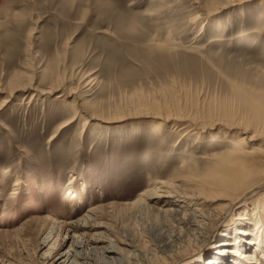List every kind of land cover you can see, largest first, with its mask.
I'll use <instances>...</instances> for the list:
<instances>
[{
	"label": "rangeland",
	"instance_id": "374dc122",
	"mask_svg": "<svg viewBox=\"0 0 264 264\" xmlns=\"http://www.w3.org/2000/svg\"><path fill=\"white\" fill-rule=\"evenodd\" d=\"M32 75L39 92L51 93L15 89L17 78L28 85ZM255 88L264 89V0H0V264H78L65 262L76 256V239L79 264H107L100 248L110 241L132 251L124 240L141 264L214 256L238 210L264 190L222 215L207 245L204 234L190 238L177 216L159 211L164 200L176 204L169 197L134 202L183 161L205 172L214 153L229 149L220 123L256 124L239 92ZM63 89L99 116L118 107L139 116L83 129L79 109L61 128L76 101L58 98ZM166 114L219 125L203 139L174 124L155 130L151 116ZM98 205L90 226H70ZM97 233L103 242L92 240Z\"/></svg>",
	"mask_w": 264,
	"mask_h": 264
},
{
	"label": "bare ground",
	"instance_id": "6f19581e",
	"mask_svg": "<svg viewBox=\"0 0 264 264\" xmlns=\"http://www.w3.org/2000/svg\"><path fill=\"white\" fill-rule=\"evenodd\" d=\"M165 43L168 44L167 42ZM170 45L171 43L169 46ZM20 78L15 80L17 86L15 89L25 90L32 88L38 91L32 85L34 79L33 75L28 78V85H23V79L21 78L22 80H20ZM93 80L94 79H91L90 83ZM56 85L59 86L58 84ZM73 91L63 89L64 94L57 96L58 98L64 95L69 97L74 96ZM239 92L242 105L245 106L243 109H246L250 116L252 115L256 124H254L252 120L254 125L250 124L249 120L247 123L239 122L235 124L236 122H231V120V123H220L224 128V136L228 139L229 149L223 153L220 152V154L214 153L213 160H215V162L211 163V165L206 168L205 172L200 173L197 171V173H195L193 170L190 171L189 168H187V161H183V169L174 171L173 175L168 179H152V189L143 193L142 196L134 202L135 205H142L146 202V198H155L158 201V199L162 197H169L171 199H169L170 202L176 204L168 206L166 204L167 201L164 200L162 204L166 206H164L165 208L159 207L161 208L159 211H163L167 215L177 216L180 224L186 227L190 238L194 237L197 239L198 235L204 234L203 245H207L214 235L213 233L216 232L215 227L218 226V220L222 219V215L231 213L242 200L261 194L264 190V89L255 88L250 89L249 92L239 89ZM44 93H51V90L42 92L41 94ZM74 97L76 100L73 108L75 116L62 124L60 126L61 128L74 123L76 119L81 116V111L84 112L83 129H85V126L89 125L90 120H98L99 123L96 124V126L102 127L100 122L110 123L112 121L122 120L126 117L139 116L121 111L120 109L118 110L119 107L116 108V111L111 113H109L110 111L108 110L109 114L107 117L99 116L100 114L96 109H92V112L83 109V103H81L79 95H75ZM155 107L156 106H154V108ZM79 109L82 110L80 111ZM226 114L228 115V113ZM142 115L147 116L146 113H142ZM228 116H230V114ZM228 116H226V119ZM252 117L250 118L252 119ZM151 118H158L156 123L152 124L155 130L157 128L161 131L166 125L169 126L174 124L178 129L186 130L189 128L195 131L196 135H200L198 137L202 139L205 133H210V130L219 125V122L210 121L202 124L193 120L177 118L173 115L170 116L169 114L164 116L155 115L151 116ZM247 118H249V116ZM221 120L222 119H220V121ZM55 136L56 135H53V137ZM216 140H219L220 143L215 141L216 143H214V145L220 147L222 141L220 139ZM182 171L188 172L184 175ZM80 203L81 202H79V204ZM79 204H74V211H76V207H78ZM242 207L234 217L233 226L226 227L221 233L222 235L215 241L213 251L211 252L214 256L205 258L202 264H228L230 259H232L231 264H259L260 259L264 260V197H260L253 206L248 205ZM100 211H102L101 205L94 206L89 209L87 213L72 220L70 226L75 228L90 226L89 220L93 219V217L96 218ZM211 216H214V221H211ZM233 228L234 231H231ZM101 233H97V236L95 235L96 239L92 238L95 243L103 242V238L101 239V237H98V235H102ZM74 238H77V236ZM81 242L82 241L78 239L74 240L73 247L75 246L76 248V256H73V259L67 256L65 262L68 259V263L70 260L74 263H80L78 262V258L81 252L78 251V247H80ZM185 243L186 244H182V242H179L178 245H170L168 250L171 251V253L183 251V249L191 246L192 241L189 244H187V242ZM122 244L133 247V250L127 251L125 248H120L117 243L110 241L100 248L102 249V253H104L102 261L107 264H141L139 260L141 256L139 249L129 240L122 241ZM199 247H201V245Z\"/></svg>",
	"mask_w": 264,
	"mask_h": 264
}]
</instances>
